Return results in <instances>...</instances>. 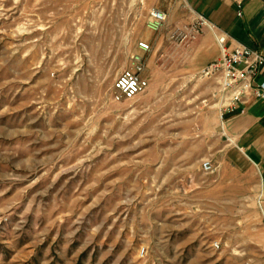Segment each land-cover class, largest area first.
<instances>
[{"label":"rangeland","instance_id":"obj_1","mask_svg":"<svg viewBox=\"0 0 264 264\" xmlns=\"http://www.w3.org/2000/svg\"><path fill=\"white\" fill-rule=\"evenodd\" d=\"M150 2L0 0V264H264L218 170V85L182 69L194 39L152 31ZM137 52L149 87L115 100Z\"/></svg>","mask_w":264,"mask_h":264},{"label":"crops","instance_id":"obj_2","mask_svg":"<svg viewBox=\"0 0 264 264\" xmlns=\"http://www.w3.org/2000/svg\"><path fill=\"white\" fill-rule=\"evenodd\" d=\"M149 5L168 14L161 30L172 20L178 19L182 26L201 16L227 33L231 46L242 43L264 53V0H151ZM178 50L184 59L182 69L188 72L199 73L221 55L214 31L206 25L196 39L181 43ZM209 79L218 85L216 78ZM262 80L264 69L256 77L257 83ZM242 107L226 110L219 106L226 142L220 144L218 170L230 186L236 190L238 185L245 192L250 212L259 217L264 233V98L251 96L244 111Z\"/></svg>","mask_w":264,"mask_h":264},{"label":"built area","instance_id":"obj_3","mask_svg":"<svg viewBox=\"0 0 264 264\" xmlns=\"http://www.w3.org/2000/svg\"><path fill=\"white\" fill-rule=\"evenodd\" d=\"M167 18L168 14L164 10L153 7L149 12L148 27L152 31H160ZM204 25L214 31L221 55L206 64L199 74L217 79V94L222 102V109L234 110L243 106L241 111H244V105L251 96L264 98V80L256 82V77L264 69V53L242 43L231 46L227 33L217 30L201 16L174 28L170 35L173 38L180 36L183 41L196 39ZM139 47L143 51L151 49L150 43L144 40L139 42ZM144 68V54L140 52L133 54L132 66L120 72L114 81L112 89L115 100L133 99L149 87V79L142 75ZM202 166L207 171L214 169L211 160L203 161Z\"/></svg>","mask_w":264,"mask_h":264}]
</instances>
